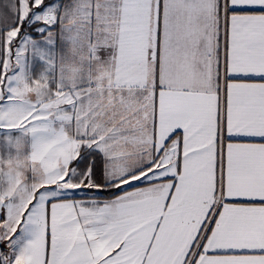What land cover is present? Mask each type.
Returning a JSON list of instances; mask_svg holds the SVG:
<instances>
[{"label":"snow or ice","instance_id":"6c2138e0","mask_svg":"<svg viewBox=\"0 0 264 264\" xmlns=\"http://www.w3.org/2000/svg\"><path fill=\"white\" fill-rule=\"evenodd\" d=\"M0 264H264V0H0Z\"/></svg>","mask_w":264,"mask_h":264}]
</instances>
